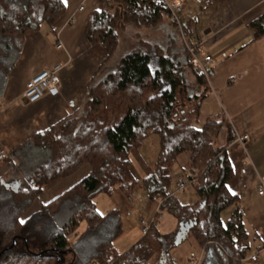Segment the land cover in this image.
<instances>
[{"label":"trees","instance_id":"1","mask_svg":"<svg viewBox=\"0 0 264 264\" xmlns=\"http://www.w3.org/2000/svg\"><path fill=\"white\" fill-rule=\"evenodd\" d=\"M98 1L101 8L88 17L85 34L106 53L103 65L113 58L122 29L132 28L137 43L113 68L101 67L106 71L89 83L82 113L24 142L2 160L21 180L17 187L0 180V264H159L163 259L168 264L175 232L161 234L152 225L119 254L114 241L122 234L120 211L100 215L96 210L97 194L112 196L118 189L129 198L140 188L149 200H160L159 212L168 210L178 225L191 223L188 236L210 250L209 264H241L249 254L250 238L238 197L227 188L233 176L226 155L232 133L222 121L207 119L200 128L194 126L206 94L205 78L192 67L164 1ZM217 1L208 0L207 5ZM64 11L62 0H0V95L23 35L42 23L52 27ZM251 28L255 38L264 35V13ZM150 30L157 33L152 39ZM195 85L202 88L198 94ZM180 95L188 103L182 120L183 113L175 111ZM221 129H226L222 146L217 143ZM150 135L158 138L159 149L139 183L130 174L129 154ZM184 151V175L193 179L198 199L193 204L180 203L172 191V166ZM85 164L90 168L86 177L28 215L45 186ZM229 209L223 224L221 216ZM81 223L86 228L71 244L69 237Z\"/></svg>","mask_w":264,"mask_h":264},{"label":"crops","instance_id":"2","mask_svg":"<svg viewBox=\"0 0 264 264\" xmlns=\"http://www.w3.org/2000/svg\"><path fill=\"white\" fill-rule=\"evenodd\" d=\"M163 1L183 4L184 35L191 47L199 50L200 58L209 55L212 59L197 122L203 114L202 124L210 119L230 127L233 139L226 145V155L233 176L227 188L238 197L249 238L258 243V249L264 248V196L256 194L258 180L264 177V35L255 38L251 28V23L264 13V0H218L210 6L208 0H199L193 10L187 7L190 0ZM63 4L64 14L52 27L42 23L38 30L23 35L19 57L6 76L0 95V151L7 156L24 142L82 113L91 80L99 79L106 71L101 67L116 65L121 58H115L121 38L125 43L134 38L132 28L122 29L113 58L103 65L106 53L100 46L91 45L85 34L88 17L101 8L100 2L63 0ZM107 6L113 8L111 4ZM54 66L62 68L58 94L44 96L33 104L24 103L21 97L26 83ZM190 82L194 84L192 76ZM194 91L198 94L202 88L195 85ZM243 135L247 140L238 142L237 138ZM225 138L226 129H221L218 145H224ZM3 164L0 161L1 180L7 167ZM89 171L85 164L71 176L45 186L28 215L79 183ZM20 180V175H12L2 182L7 187H17ZM114 192L122 194L118 189ZM199 250L200 264H209L210 250L200 246ZM256 251L249 253L241 264H258L260 257ZM253 255L257 257L255 262L248 260Z\"/></svg>","mask_w":264,"mask_h":264},{"label":"rangeland","instance_id":"3","mask_svg":"<svg viewBox=\"0 0 264 264\" xmlns=\"http://www.w3.org/2000/svg\"><path fill=\"white\" fill-rule=\"evenodd\" d=\"M198 1L199 0H190L187 7L193 10L194 7L197 5ZM166 3H169V1ZM185 15L186 13L184 11V13L179 16L180 23L183 21L182 19H184ZM156 34V32L150 30L147 36L148 38L152 39ZM121 36L123 37L122 34H120V37ZM136 43L137 39L135 35L134 38L130 39L128 43L123 42V39L121 38L120 46L116 52L115 58L118 59L122 57L123 54H125L129 49L133 48ZM187 105L188 103L186 104L184 97L180 95L178 97L175 111L178 114L179 112L183 113L180 115L181 120L183 119V117H186V113L188 111ZM203 121L204 116L202 114V116H200V123L197 122L194 123V125L199 128L202 125ZM158 149V138L154 135H150L138 149H133L130 152V174L134 180L140 183L143 178L148 175V173L150 172L149 169H151L156 159ZM13 162L14 165H16V160H14ZM187 164L188 153L184 151L176 157V161L172 166V191L175 193V196L177 197L180 203L193 204L198 199L191 184H186L182 191H177L175 188V183L177 181L178 175H180L179 177H181L185 174L184 172H187ZM4 165L5 164H3V166ZM12 175L18 176V174H16L13 169H11L10 167H6L5 174L3 175L2 180H6ZM93 201L96 210L100 215L106 214V212L111 209H117L121 213V220L123 225L122 234L114 241V246L119 254L124 253L128 247H130L134 242L138 241L142 237V234L140 232L139 221L141 219L145 221L151 220L156 214V211L160 205L159 199L149 200L142 188L138 189L136 194L129 198L125 197L123 193L119 194L114 192L112 196L97 194L94 197ZM230 213L231 209L226 210L222 214L221 222L223 224H226ZM159 214L160 216L156 220L157 230L161 234H170L175 232L176 236V233L178 231L176 219L168 210H162ZM85 228V223H81L77 228L76 234H72V236L69 237V242L72 244L76 239L75 236L81 234L85 230ZM258 248V243L253 241V237L250 236L249 253L258 250L256 251L259 252L260 257L258 264H262L264 261V254H262L264 248ZM170 257L172 258V260L169 261L168 264H189L190 260H193L195 264H200L199 244L191 236H188L183 243H181L179 246L175 247L171 251Z\"/></svg>","mask_w":264,"mask_h":264},{"label":"built area","instance_id":"4","mask_svg":"<svg viewBox=\"0 0 264 264\" xmlns=\"http://www.w3.org/2000/svg\"><path fill=\"white\" fill-rule=\"evenodd\" d=\"M165 3V6L168 11V17L170 20L176 24L179 35L181 38L182 43L186 47L190 58H191V65L194 69L198 70L204 78H208V71L212 62V59L209 55L204 56L203 58H200L198 55V49L195 47H191L189 44L186 36L183 33L182 25L179 20V16L181 15L183 4L181 2H169ZM60 46H57L59 48ZM60 66H54L52 69L44 70L36 74L33 78H31L25 85L24 91L22 93V100L26 104H33L40 99H42L44 96H56L58 94V87L60 83L59 79V72L61 71ZM247 136L243 135L241 137L237 138L238 142H244L247 140ZM7 157V153L5 151H0V161L4 160ZM190 181H193L191 177L188 175H184L177 178V181L175 183V188L177 191H182L186 184H190ZM174 193V192H173ZM175 194V193H174ZM256 194L258 196H264V177H261L258 180V187L256 190ZM159 212V209H157L156 213ZM160 213V212H159ZM160 215H154V217L149 220L145 221L141 219L139 221L140 225V232L142 236L146 235L152 225H156L157 218ZM257 257L255 255L248 258V260L255 262ZM244 260H242L243 262ZM190 264H194L193 260L189 261Z\"/></svg>","mask_w":264,"mask_h":264},{"label":"water","instance_id":"5","mask_svg":"<svg viewBox=\"0 0 264 264\" xmlns=\"http://www.w3.org/2000/svg\"><path fill=\"white\" fill-rule=\"evenodd\" d=\"M191 228V223H183L180 222L178 225V231L176 233V236L174 238V246L177 247L179 246L181 243H183L189 233V230ZM165 260L163 259L162 261L159 262V264H163Z\"/></svg>","mask_w":264,"mask_h":264},{"label":"snow or ice","instance_id":"6","mask_svg":"<svg viewBox=\"0 0 264 264\" xmlns=\"http://www.w3.org/2000/svg\"><path fill=\"white\" fill-rule=\"evenodd\" d=\"M62 2H63V0H62ZM21 223H23V221H21Z\"/></svg>","mask_w":264,"mask_h":264}]
</instances>
